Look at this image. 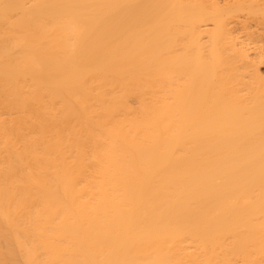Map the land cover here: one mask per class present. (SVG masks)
<instances>
[{
	"label": "bare ground",
	"instance_id": "obj_1",
	"mask_svg": "<svg viewBox=\"0 0 264 264\" xmlns=\"http://www.w3.org/2000/svg\"><path fill=\"white\" fill-rule=\"evenodd\" d=\"M264 0H0V264H264Z\"/></svg>",
	"mask_w": 264,
	"mask_h": 264
},
{
	"label": "rangeland",
	"instance_id": "obj_2",
	"mask_svg": "<svg viewBox=\"0 0 264 264\" xmlns=\"http://www.w3.org/2000/svg\"><path fill=\"white\" fill-rule=\"evenodd\" d=\"M263 71H264V66L262 67Z\"/></svg>",
	"mask_w": 264,
	"mask_h": 264
}]
</instances>
